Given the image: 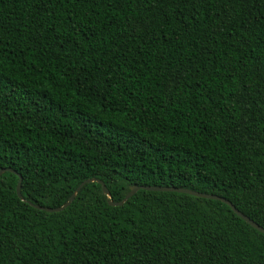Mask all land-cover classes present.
Listing matches in <instances>:
<instances>
[{
  "label": "trees",
  "instance_id": "1",
  "mask_svg": "<svg viewBox=\"0 0 264 264\" xmlns=\"http://www.w3.org/2000/svg\"><path fill=\"white\" fill-rule=\"evenodd\" d=\"M0 169V264H264L217 200L108 205L264 229V0H0Z\"/></svg>",
  "mask_w": 264,
  "mask_h": 264
},
{
  "label": "water",
  "instance_id": "2",
  "mask_svg": "<svg viewBox=\"0 0 264 264\" xmlns=\"http://www.w3.org/2000/svg\"><path fill=\"white\" fill-rule=\"evenodd\" d=\"M4 171H10L8 169H0V175L4 172ZM12 173H14L13 171H11ZM20 180L21 178L17 175V182L15 185V195L16 197L21 200V196L19 193V188H20ZM95 181L96 183H98L101 187V191L102 194H104L106 197L108 195L107 189L104 187L103 183L99 180H93V179H87L84 180L82 182H80L78 184V186L74 189L73 193L68 197V199L66 200V202L64 204H62L59 207L56 208H42V207H38V206H34L36 209L39 210H43L45 212L48 213H54V212H58L63 210L65 207H67L69 205V203L73 200L76 192L84 185L90 182ZM137 190H147V191H169V192H177V193H183V194H187L193 197H197V198H202V199H210V200H217L219 202H222L223 204L227 205L230 210L237 216L239 217L241 220H243L245 223H247L250 227L254 228L255 230H257L258 232L264 234V229L259 227L257 224H255L254 222H252L251 220H249L246 216H244L243 214H241L240 212H238L227 200H225L224 198L215 196V195H209V194H204V193H198L189 189H185V188H173V187H155V186H131L129 187L128 192L123 196V198L118 201V202H110L108 201V205L110 206H121L128 198H130Z\"/></svg>",
  "mask_w": 264,
  "mask_h": 264
}]
</instances>
